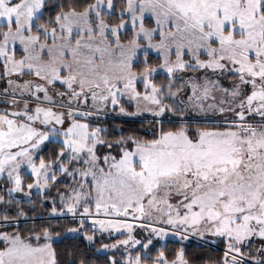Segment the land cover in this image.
I'll use <instances>...</instances> for the list:
<instances>
[{"label": "snow or ice", "instance_id": "snow-or-ice-1", "mask_svg": "<svg viewBox=\"0 0 264 264\" xmlns=\"http://www.w3.org/2000/svg\"><path fill=\"white\" fill-rule=\"evenodd\" d=\"M0 264H264V0H0Z\"/></svg>", "mask_w": 264, "mask_h": 264}]
</instances>
